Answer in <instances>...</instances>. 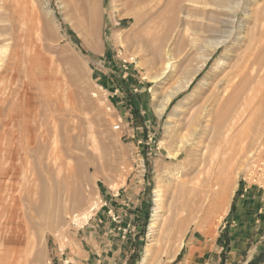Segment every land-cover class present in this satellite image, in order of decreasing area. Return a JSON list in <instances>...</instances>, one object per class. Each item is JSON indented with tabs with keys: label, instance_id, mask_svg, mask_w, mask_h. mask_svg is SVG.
Wrapping results in <instances>:
<instances>
[{
	"label": "rangeland",
	"instance_id": "374dc122",
	"mask_svg": "<svg viewBox=\"0 0 264 264\" xmlns=\"http://www.w3.org/2000/svg\"><path fill=\"white\" fill-rule=\"evenodd\" d=\"M191 1L0 0V264H264V200L249 236L221 244L229 212L181 221L230 161L228 209L240 189L260 196L264 146L244 155L264 140V60L242 84L249 120L213 133L264 1Z\"/></svg>",
	"mask_w": 264,
	"mask_h": 264
},
{
	"label": "bare ground",
	"instance_id": "6f19581e",
	"mask_svg": "<svg viewBox=\"0 0 264 264\" xmlns=\"http://www.w3.org/2000/svg\"><path fill=\"white\" fill-rule=\"evenodd\" d=\"M188 1V0H186ZM191 1V0H190ZM194 1V0H193ZM262 1V0H261ZM264 1V0H263ZM192 2V1H191ZM198 3V1H195ZM258 3V2H257ZM137 16V15H136ZM253 16H254V21L257 22L259 25L255 26L254 28L249 29V56L246 59V61L243 63V65L241 66L242 71L240 73H238V77H239V81L237 83H235V85L231 84L230 86V91H228V89H224L223 92L221 91V93L217 94L215 97V103L218 104V107L215 109L214 114L216 116V118L219 119H223L224 120V126H226V128L224 130L218 131V128L216 126V128H214V137L217 135H221L223 136V139H227L228 137H231V133H233L234 130V126L231 124V122L233 120H235L234 123H236L238 120H249V95L246 94L247 91V86L245 87L246 89L242 88V84L245 82V74L247 72V70L249 69V86H251V84L254 81V73H257L261 70V66H262V61L264 60V42L263 44H261L260 42L263 40L264 38V5L261 7H258L257 9H255L253 11ZM3 32V31H2ZM219 45L218 43L215 44V46ZM5 46H0V50L5 49ZM12 58V57H11ZM14 58V57H13ZM12 58V59H13ZM17 58V57H16ZM6 60V59H5ZM12 61V60H11ZM6 63V62H4ZM12 64V63H11ZM258 65V68L255 69V65ZM2 65V63H1ZM5 65V64H4ZM9 66V64H8ZM12 67V65H11ZM9 66V68H11ZM14 67V66H13ZM170 67V63H166L164 64V69L162 68V70H166ZM8 68V67H7ZM2 69V68H0ZM240 69V70H241ZM8 71V70H7ZM11 71V70H10ZM7 75V74H6ZM13 75V74H12ZM236 76V74L232 77V79H234ZM257 78V77H256ZM231 80H229L228 82L231 83ZM191 82V79L187 80L185 85L188 86ZM228 85V84H227ZM185 86V87H186ZM177 91V90H176ZM253 92V91H251ZM172 94V93H171ZM11 98V97H10ZM252 98V97H251ZM169 97H167L164 102L159 104V110L158 112H162L166 106V104L169 102ZM242 103L243 104V108H242V114L240 115H235V110L236 108L239 106V104ZM262 104V102H261ZM30 109V108H29ZM38 109V108H37ZM227 109L229 110L227 113ZM226 110V111H223ZM21 111V110H19ZM26 111V109H25ZM29 111V110H28ZM231 111V112H230ZM24 116V114H23ZM37 116V114L35 115ZM19 119V118H18ZM32 121L36 122V117L33 116ZM28 123V122H27ZM14 125V124H13ZM37 126V124L35 125ZM42 126V125H41ZM15 129V128H14ZM16 130V129H15ZM30 133H33L34 129H30L29 130ZM24 134V132H23ZM261 134H264L263 132H261ZM37 135V134H36ZM14 136V135H13ZM54 136V135H53ZM28 137V136H27ZM36 137V136H35ZM12 139V137H10ZM9 138V139H10ZM26 138V136H25ZM41 138V137H40ZM54 138V137H53ZM10 139V140H11ZM20 139V138H19ZM24 139V138H23ZM17 140V139H16ZM28 140V139H27ZM26 140V141H27ZM259 140V141H258ZM6 141V140H5ZM22 141V140H21ZM226 141V140H225ZM11 142V141H10ZM24 143V141H22ZM33 142V141H32ZM31 141L26 143V148H30V145L32 143ZM35 142V141H34ZM21 143V144H23ZM208 143V142H207ZM8 144V143H7ZM10 145V144H9ZM9 145H7V147H9ZM18 145V144H17ZM16 145V146H17ZM219 145V144H218ZM19 146V145H18ZM34 146V145H31ZM257 146V147H256ZM260 146H264V140L261 138L258 139H252L249 141V146H248V151L246 152L247 154L244 155L245 156V160L247 158H250L254 155L256 148H260ZM1 147V146H0ZM6 147V148H7ZM23 147V146H20ZM54 147V146H53ZM11 148V146H10ZM17 149V148H16ZM19 149V148H18ZM195 149V148H194ZM212 149V148H211ZM7 150V149H6ZM23 150V148L21 149ZM54 151V149H53ZM196 153H194V159L191 160V162L189 163V168L192 169L194 166H198V165H204L205 164V160L203 158V153L202 156H200V158L198 159L197 157V152L199 151L198 149L195 150ZM221 151V150H220ZM55 152V151H54ZM200 154V155H201ZM233 155V154H232ZM1 159V158H0ZM230 159V158H229ZM228 159V160H229ZM183 160V159H182ZM231 160V159H230ZM241 160V159H240ZM244 160V161H245ZM2 161V160H1ZM243 161V160H242ZM239 162V161H238ZM237 162V163H238ZM18 163V162H17ZM230 163V164H229ZM227 162L226 165L228 169L225 170V176L224 177H216L214 179V182H209L208 183V190L205 192V195L203 196H198L195 195L193 196L190 200L188 199L185 204L183 205V209L185 210L186 214L184 215V217L181 218V221H187V220H200V221H206V222H212V221H220L223 216L227 213L228 211V206H229V201H230V197L233 193L234 190V186L229 184V175L231 172V169L233 167V164L230 162ZM242 163V162H241ZM225 165V164H224ZM243 165V164H242ZM2 166V165H1ZM27 167V166H26ZM225 168V167H224ZM237 169V168H235ZM3 171V170H2ZM0 170V172H2ZM236 171V170H235ZM215 173V172H214ZM3 177V176H2ZM4 178V177H3ZM213 178V177H212ZM2 179V178H1ZM12 180V179H11ZM9 195V194H8ZM156 196L160 197V193L156 192ZM78 197V196H77ZM78 199V198H76ZM82 199V198H79ZM5 201V200H3ZM82 202H80L81 204ZM1 204V203H0ZM3 204V203H2ZM79 205V204H78ZM92 205L89 206V208H91ZM92 210V209H91ZM11 211V210H10ZM90 213V210L86 211V212H82V216L85 220H87V216ZM76 218V216L74 217ZM75 221V220H74ZM76 223V222H75ZM78 223V222H77ZM195 223V222H194ZM204 224V223H203ZM7 228V227H6ZM185 230V229H184ZM210 234V233H209ZM197 241V240H196ZM181 240L179 245L177 246H181ZM197 243V242H196ZM196 245V244H195ZM201 245V244H200ZM178 247V248H179ZM5 250V248H4ZM15 250V249H13ZM7 251V250H6ZM13 253V252H10ZM7 254V253H6ZM12 256V254H10ZM14 256V254H13ZM3 257V256H2ZM4 258V257H3ZM7 259V258H6ZM5 259V260H6ZM12 260V257H11ZM21 262V261H20ZM5 263V262H4ZM7 264V263H6Z\"/></svg>",
	"mask_w": 264,
	"mask_h": 264
},
{
	"label": "crops",
	"instance_id": "0c3cea01",
	"mask_svg": "<svg viewBox=\"0 0 264 264\" xmlns=\"http://www.w3.org/2000/svg\"><path fill=\"white\" fill-rule=\"evenodd\" d=\"M259 188H260V191L257 192V194L259 193V195H260L259 197L250 196L249 195V189L245 193H242L241 189H240V191L237 192L235 203L232 205V208L230 210L228 209L229 211H227V212H229V213H227L229 216L228 223L230 222V224L228 225L229 230H227V228H225L221 232L220 242H218L219 244L226 242L229 239V238H227L228 237L227 231L236 233L238 235L237 237H239V238L245 237V236H247V234L249 236V220L252 221L253 224L258 223L256 216H255V218H253V217L249 218V215H250L249 214V201L252 202L253 204H255L258 201L260 202V201L264 200V185L260 186ZM112 201H113V199H111V198L108 199L109 204H111ZM104 205H106V204H104ZM223 239L226 241H224ZM230 248L231 249H229V251H231L232 253L238 252L231 245H230ZM227 249H228V246H227ZM197 257H199V256H197ZM197 262L198 261H194L193 263H191L188 259L185 261L183 260V264H198Z\"/></svg>",
	"mask_w": 264,
	"mask_h": 264
},
{
	"label": "built area",
	"instance_id": "2783aa9c",
	"mask_svg": "<svg viewBox=\"0 0 264 264\" xmlns=\"http://www.w3.org/2000/svg\"><path fill=\"white\" fill-rule=\"evenodd\" d=\"M119 128V126L118 125H116V129H118Z\"/></svg>",
	"mask_w": 264,
	"mask_h": 264
}]
</instances>
